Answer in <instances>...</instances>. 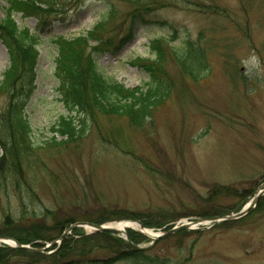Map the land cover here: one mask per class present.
<instances>
[{"label": "rangeland", "instance_id": "1", "mask_svg": "<svg viewBox=\"0 0 264 264\" xmlns=\"http://www.w3.org/2000/svg\"><path fill=\"white\" fill-rule=\"evenodd\" d=\"M149 1L143 12L134 0H66L44 18L14 14L19 27L36 35L38 59L29 91L27 74L18 85L26 87L23 113L32 131L22 176L0 161V230L38 225L53 237L49 211L76 222L164 213L173 221L152 228L160 232L217 210L236 212L264 184V0ZM6 7L0 0V19ZM102 19L108 21L101 31L105 43L94 54L98 70L127 89L151 80L131 62L153 60L150 42L168 41L155 69L163 100L138 125L126 115L68 112L61 102L54 40L84 35ZM186 41L204 53L196 81L174 57ZM9 65L0 40V81ZM7 102L8 94L0 93V113ZM64 116L85 127L82 137L64 143L52 132ZM256 209L233 224L207 228L208 222L199 234L166 237L151 254L166 264H264V208ZM123 220L131 219L106 222ZM143 236L139 247L151 240ZM96 251L90 256L106 254ZM9 264L33 263L17 256Z\"/></svg>", "mask_w": 264, "mask_h": 264}, {"label": "trees", "instance_id": "2", "mask_svg": "<svg viewBox=\"0 0 264 264\" xmlns=\"http://www.w3.org/2000/svg\"><path fill=\"white\" fill-rule=\"evenodd\" d=\"M6 4V13L0 19V40L9 54L10 65L3 74L0 81V93L8 94V102L4 112L0 113V145L3 153L1 162L9 164L12 174L22 176L21 166L23 155L32 145L31 127L23 113L25 85L21 83L22 76L29 77V91L32 84L33 70L38 59L36 48V35L29 32L26 27H19L14 19V14L20 13L24 16L44 18L54 12H59V6L66 0H3ZM142 8L138 12L149 9V0H134ZM144 2H148L144 4ZM144 6V7H143ZM108 20L102 19L89 32L84 35L66 39L62 36L56 37L54 43L57 46V57L55 59V75L59 81L58 92L61 102L68 112L74 110L87 113L91 116L98 112L102 115H126L132 124L138 125V119L149 116L150 109L163 100L165 86L156 77L155 69L166 56L165 49L161 44L166 43L161 39L150 42L155 58L153 60L136 58L131 63L143 68L150 76V82L145 86L127 89L116 81L108 80L99 70L94 54L100 51L99 46L105 43L101 36L103 26ZM128 34L121 42L129 41ZM94 42V45L90 43ZM167 47V45H166ZM89 49L87 52L86 50ZM176 62L180 65L183 73L192 80H198V74L205 69V57L198 44L186 41L179 53H174ZM25 88V89H24ZM137 118V119H136ZM52 132L63 138L61 142H70L82 137L85 127L75 124L73 117H60L57 124L51 128ZM3 136V137H2ZM57 145L55 137L50 141ZM21 161V163H20ZM0 162V164H1ZM264 197L258 200L256 205L264 208ZM256 209V210H257ZM227 211L217 210L205 217L226 214ZM55 215L51 227L54 229L53 237L44 234L38 225H29L21 230H0V235H5L17 240L21 244H31L33 247L42 246L44 242L52 241L59 237L61 231L75 223L74 219H58L54 212H46ZM53 218V216H51ZM46 218V217H45ZM131 219L141 222L146 228L161 229L171 221L170 217L163 213L144 214L135 213L116 219L85 218L84 221L91 223H103L110 220ZM45 221L43 219L40 222ZM229 222L226 224H233ZM45 224V223H44ZM172 227L169 225L168 228ZM25 229V230H24ZM48 229L45 227V230ZM48 230H46L47 232ZM199 234V231H181L174 235ZM129 241L106 232H98L90 235L84 234L81 229L75 228L71 234L63 238L60 247L51 255L34 254L22 249L10 248L0 245V264H9L10 260L17 256L26 257L33 264H166V261L158 255H152L151 249H137L136 244L145 237L133 230H127ZM103 240V244L101 243ZM87 243L90 246L86 247ZM104 252V257L90 254ZM105 253V252H104ZM52 261V262H48Z\"/></svg>", "mask_w": 264, "mask_h": 264}, {"label": "water", "instance_id": "3", "mask_svg": "<svg viewBox=\"0 0 264 264\" xmlns=\"http://www.w3.org/2000/svg\"><path fill=\"white\" fill-rule=\"evenodd\" d=\"M264 195V184L259 186V188L255 191L253 197L249 200V202L242 207L238 212H234V213H229L226 215H222L219 217H212V218H199V219H195L193 221H188V222H182L177 226L172 227L169 230H166L162 233H158V234H151L147 232V229H145L141 223L134 221V223H137L139 226V232L149 236L152 241L143 247H139L136 246L137 248H149L151 247L157 240L163 239L165 237H168L172 234L184 231V230H195V229H200V225H202L204 222H212L214 224L220 223V222H226V221H235L240 219L241 217L245 216L247 213H249L251 211V209L253 207H255L258 199ZM75 227H82V228H88L91 229L93 232H107V233H111V234H116L118 236H122L124 237V239H128L127 237V233L125 231V229H117L114 228L108 224H103V225H99V224H94V223H89V222H78L74 225H71L67 230H65L61 236L58 238L59 243L61 242V240ZM0 242L2 243H6L9 246L12 247H16L18 249H24L28 252H32V253H36V254H46V250L48 248H50V246H53L55 243H57V241H52L48 246L42 247V248H33L31 246H26V245H21L19 242L15 241L14 239H11L9 237L6 236H0ZM10 243V244H9ZM49 254V252L47 253Z\"/></svg>", "mask_w": 264, "mask_h": 264}, {"label": "bare ground", "instance_id": "4", "mask_svg": "<svg viewBox=\"0 0 264 264\" xmlns=\"http://www.w3.org/2000/svg\"><path fill=\"white\" fill-rule=\"evenodd\" d=\"M107 224L117 229H126V228L138 229L139 228L137 223L130 222V221H121V222H114V223H107ZM147 232L153 234L152 232L148 230Z\"/></svg>", "mask_w": 264, "mask_h": 264}]
</instances>
